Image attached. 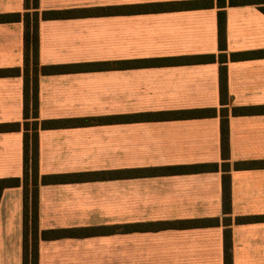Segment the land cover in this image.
<instances>
[{
  "label": "crops",
  "instance_id": "0c3cea01",
  "mask_svg": "<svg viewBox=\"0 0 264 264\" xmlns=\"http://www.w3.org/2000/svg\"><path fill=\"white\" fill-rule=\"evenodd\" d=\"M196 1L39 0L40 12L73 11L40 20L42 66L109 63L42 73L41 120L217 110L212 116L40 129L41 175L106 172L108 177L40 185L41 233L97 232L42 236L39 264H226L228 230L232 264H264V109L233 114L234 107H264V56L231 57L264 50V0L227 1L223 7L218 0L212 6L183 4ZM31 7L26 0H0V14ZM222 10L226 104L219 57ZM24 35V21L0 22V69L24 67ZM204 55L216 59L190 60ZM24 86L23 75L0 76V123L24 120ZM223 109L228 110V158L222 151ZM213 163L217 170L189 169ZM23 175L24 131L0 132V178ZM212 219L217 223L181 225ZM23 237L24 187H6L0 200V264H23Z\"/></svg>",
  "mask_w": 264,
  "mask_h": 264
},
{
  "label": "trees",
  "instance_id": "16d2710c",
  "mask_svg": "<svg viewBox=\"0 0 264 264\" xmlns=\"http://www.w3.org/2000/svg\"><path fill=\"white\" fill-rule=\"evenodd\" d=\"M227 1L232 5H243L250 3H258L259 0H218L220 7L226 5ZM186 6H212L213 0H200L196 2H185ZM28 8L33 11L25 13H3L0 14V22L8 21H24L25 23V65L23 68H4L0 69V76H18L23 75L25 80L24 96L25 110L24 120L22 122L0 123V132L2 131H24V175L22 177H4L0 178V200L2 192L6 187L23 186L24 187V237H23V264H39V242L42 236L56 238L60 236H77L97 232L95 228L85 229H59L49 230L41 233L39 226V188L42 183H58L76 179H95L106 178V172H87V173H65L41 175L40 159H39V132L42 128L67 126L70 124H89L95 122H114L121 120H133L141 118H186L195 116H212L217 114L214 108L208 109H192L157 113H138L129 116H106L93 118H80L74 120H41L39 113V80L40 75L47 73H58L71 68L88 69L92 67H108L109 63H85L73 66L67 65H41L40 64V39H39V23L42 18H59L68 16L73 11H43L40 12L39 0H26ZM264 10V7L262 8ZM219 44H220V62H221V97L222 102L226 104L229 100L227 88V30H226V12H219ZM256 56H264V50L232 53L231 57L236 58H253ZM215 55H204L191 57V61H211L215 60ZM155 61V60H151ZM264 109V107H234L233 114H251L255 111ZM222 151L223 155L228 158L230 154L229 143V121L228 110H222ZM230 167L229 163L224 165ZM218 164H201L190 166L191 170H217ZM224 197L226 210H230L231 194L229 180L224 181ZM230 220V219H229ZM228 220V221H229ZM240 221L244 220L242 218ZM211 223H217L216 219L212 220H194L183 223L184 226H205ZM226 264H232L231 255V234L226 231Z\"/></svg>",
  "mask_w": 264,
  "mask_h": 264
}]
</instances>
